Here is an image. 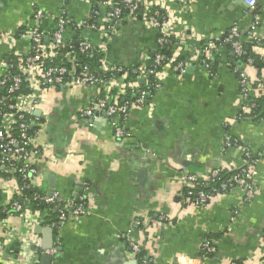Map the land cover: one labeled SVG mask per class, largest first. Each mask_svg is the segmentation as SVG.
Instances as JSON below:
<instances>
[{"label": "crops", "instance_id": "0c3cea01", "mask_svg": "<svg viewBox=\"0 0 264 264\" xmlns=\"http://www.w3.org/2000/svg\"><path fill=\"white\" fill-rule=\"evenodd\" d=\"M244 1L171 0L170 11L183 33L175 57L187 60L186 73L166 72L145 105L132 108L125 119L109 118L103 111L93 119L82 117L96 101L94 89L68 82L46 93L35 112L42 117L37 144L43 149L33 159L40 172L37 189L57 192L63 199L83 197L91 214L70 218L57 233L49 228L55 213L45 207L38 209L42 223L29 231L24 215L0 212V264H24V259L41 264L42 251L52 249L56 240L51 264H140L132 243L141 246L151 264H180L178 254L186 264H264V0L253 12ZM36 11L46 15L39 26L50 32L59 16L94 22L93 5L86 0H0V63L16 60L15 53L29 55L31 41L18 34L25 25H34ZM235 24L263 42L255 52L261 66L237 63L225 47L218 53L215 72H209L198 53L204 39ZM8 35L16 36L14 46ZM81 35L98 42L95 29ZM78 37L67 30V41ZM158 38L159 32L141 18L128 19L111 42L107 59L125 68L139 66L156 53ZM238 65L249 76L251 98L261 102L259 116L239 118ZM127 102L122 94L119 103ZM119 120L129 134L125 140L115 136L113 122ZM227 134L259 156L255 198L246 203L235 190L208 207L187 205L183 195L188 173L206 177L216 167L232 171L245 165L241 151L225 147ZM1 186L0 205L7 208L15 195L10 185ZM207 239L215 241L217 252L204 256Z\"/></svg>", "mask_w": 264, "mask_h": 264}, {"label": "built area", "instance_id": "2783aa9c", "mask_svg": "<svg viewBox=\"0 0 264 264\" xmlns=\"http://www.w3.org/2000/svg\"><path fill=\"white\" fill-rule=\"evenodd\" d=\"M86 1L93 5L94 22H72L65 16H59L56 18L55 30L50 32L40 28L46 15L43 11H36L33 15L34 25H25L26 30L18 34L19 38L31 41L29 55L21 57L15 53L16 60L9 64L0 63V188L1 185H10L15 195L7 208L0 205V212L24 215L28 220V231L34 225L42 223L43 218L38 214L40 207L54 211V219L49 223V228L57 233L61 232L70 218L79 220L91 214L83 197L63 199L57 192L45 193L37 189L40 172L33 159L43 155V149L37 144L42 117H35V112L46 93L56 87H63L68 82L84 89H94L96 101L91 108L81 112L82 117L93 119L97 111H103L109 118L125 119L132 108L145 105L147 95L160 87L166 72L171 69L175 73H186L187 70V60L176 61L175 57L182 48L183 40L180 38L178 42V39L183 33L178 29L175 14L170 11L171 0ZM260 1L245 0L248 11H255ZM137 18H141L147 27L159 32L156 53L149 61L133 68L110 63L107 51L111 42L119 35L124 21ZM70 28L79 35L73 41L66 40V32ZM88 29H95L99 34L97 43L81 35ZM7 37L14 46L16 36ZM245 41L255 43L253 53L259 52L263 45L251 31L244 34L240 26L235 24L228 32L204 39L198 53L205 59L208 71L213 73L218 53L228 46L236 58L240 59L245 53ZM172 49V54L167 55L166 52ZM79 56L86 60L80 62ZM94 57L95 60L91 59ZM245 65L253 66L254 59L248 57ZM234 69L239 77L241 117L243 113L255 109L257 103L251 98L252 87L247 72L239 65ZM122 94L127 97L133 95L135 100L121 104L119 99ZM113 125L117 138H128L129 134L123 128L122 120L114 121ZM224 144L226 148L241 151L246 160L245 165L229 177H225L224 170L219 167L212 169L206 177L188 173L185 176L183 195L187 205L208 207L215 200L235 190L242 193L246 203L255 198L259 156L233 134L225 136ZM28 205L34 210L30 211ZM23 241L27 244L26 236ZM57 246L58 240L52 249L42 253L53 256L57 253ZM3 247L4 243L0 241V261ZM131 249L140 264H151L150 260L142 256L139 244L132 243ZM216 252L215 241L207 239L203 244L204 256ZM23 262L30 264L25 259Z\"/></svg>", "mask_w": 264, "mask_h": 264}, {"label": "trees", "instance_id": "16d2710c", "mask_svg": "<svg viewBox=\"0 0 264 264\" xmlns=\"http://www.w3.org/2000/svg\"><path fill=\"white\" fill-rule=\"evenodd\" d=\"M227 32H228V31H227ZM254 46H255V43H254V42H252V41H250V42H249V41H245V53L243 54V56H242L240 59H237V58H236V59H237L236 62H237V63H245L248 57H252V58L254 59V63H255L257 66H261V64H262V62H263V61H261V60H262L261 57L255 55V53L252 52V49H253ZM226 48L231 50V48L228 47V46H226ZM166 53H167V55L170 56L171 53H172V51L169 50V51L166 52ZM183 57H184V56H183ZM91 59H94V60H95L96 58L94 57V58H91ZM91 59H89V60H91ZM78 60L81 62L82 60L85 61L86 59H85V57L79 56V57H78ZM234 64H236L235 61H234ZM255 64H254V65H255ZM128 100H135V98L133 97V95H130V96H128ZM256 103H257V102H256ZM260 109H261V102H258V103H257V106H256L255 109H253V110H251V111H249V112L243 113V115H242L240 118H251V117L254 116V115H258V113L260 112V111H259ZM258 116H259V115H258ZM235 171H237V169L232 170V171H226V170H224L223 173H224L225 177H229V176H231ZM40 208H42V207H40ZM236 264H239V263H236Z\"/></svg>", "mask_w": 264, "mask_h": 264}, {"label": "water", "instance_id": "95a60500", "mask_svg": "<svg viewBox=\"0 0 264 264\" xmlns=\"http://www.w3.org/2000/svg\"><path fill=\"white\" fill-rule=\"evenodd\" d=\"M244 1V0H243ZM245 2V1H244ZM245 5L247 6L246 2H245ZM143 81H141L142 83ZM104 114L106 115V113L104 112ZM35 115H39V112L35 113ZM53 261V257L52 256H49V255H45V254H42L41 255V264H51Z\"/></svg>", "mask_w": 264, "mask_h": 264}, {"label": "clouds", "instance_id": "9594fccd", "mask_svg": "<svg viewBox=\"0 0 264 264\" xmlns=\"http://www.w3.org/2000/svg\"><path fill=\"white\" fill-rule=\"evenodd\" d=\"M178 256H179L180 264H186V258L180 254H178Z\"/></svg>", "mask_w": 264, "mask_h": 264}]
</instances>
